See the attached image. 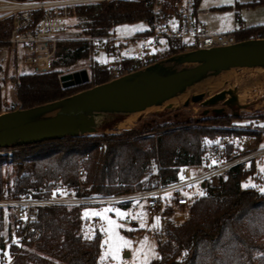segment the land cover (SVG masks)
<instances>
[{"label": "trees", "instance_id": "trees-1", "mask_svg": "<svg viewBox=\"0 0 264 264\" xmlns=\"http://www.w3.org/2000/svg\"><path fill=\"white\" fill-rule=\"evenodd\" d=\"M174 1L102 0L73 7L69 15L77 20L78 35L57 43L47 71L17 76L14 83L18 108L46 104L108 82L105 66L96 62L87 71L88 80L80 85L63 88L59 79L63 67L85 60L95 52V39L111 37L113 28L120 24L148 23L154 16H167ZM261 3L264 0H252L248 5ZM197 4L195 0L196 8ZM239 6L240 3L236 4L235 9ZM225 8L228 7L218 9ZM237 21L240 24L238 16ZM10 27L11 20L0 22V36ZM232 32L237 41L264 38V25L240 26ZM183 50L171 41L156 60ZM231 117L213 113L194 121L162 124L152 119L113 135L65 136L33 145L12 146L15 149L12 153L0 156V166L4 161L12 167L10 191L14 197L21 194L47 197L55 192L57 185L66 194L75 195L147 189L155 184V170L164 182H169L177 179L181 167L201 163L203 138L230 133L219 126L227 125ZM249 163L247 170L242 165L229 169L219 188L188 207V217L181 224L165 222L166 239L157 243V256L149 264H264V254L253 255L260 248L254 240L264 237V192L240 187L256 168L255 159ZM82 223L79 206L39 208L38 220L33 225L39 235L35 241H24V247L9 245L11 264H98L103 236L96 231L91 238L83 237ZM13 224L11 221L9 226Z\"/></svg>", "mask_w": 264, "mask_h": 264}, {"label": "rangeland", "instance_id": "rangeland-1", "mask_svg": "<svg viewBox=\"0 0 264 264\" xmlns=\"http://www.w3.org/2000/svg\"><path fill=\"white\" fill-rule=\"evenodd\" d=\"M250 2H252V0H198L196 14H198L199 20L205 25L206 30L212 33L229 32L238 29L240 26L242 28H251L257 25H264V3L256 4V6L251 7L248 5ZM239 3L240 6L235 9V5ZM223 6L228 8L223 10L218 9ZM237 16L240 20V24L237 21ZM76 24L77 20L75 18L69 20L68 29L65 33L66 37L74 38L78 35L79 29ZM145 26V22L120 24L113 28V33L116 37L126 38L131 34L142 31ZM95 44L97 46L96 50L89 58L79 60L68 67H63V74L72 73L81 69H86L90 72L95 62L107 60L104 49H102L103 41L95 40ZM16 52L17 54L15 57V52H13L11 48L0 47V113L16 110L19 107L15 97V79L19 74L35 71L32 66L29 68L25 67L23 64V52L20 50ZM167 58L169 57H162L154 62H159L161 60L165 61ZM165 64L175 68L191 67L194 65V63L177 64L170 62H166ZM208 81H210V83L208 85L205 84ZM226 88L234 89L237 94V109H239L237 110L234 108V110L238 111V115L237 118L230 119L227 125H218L219 128L230 131L231 135L236 140L235 147L238 153L264 145V127H262V125H264V120H252L256 116H259V114L260 116L264 115V68L259 66L232 67L216 75H209L204 80L187 87L182 93L178 94L177 97L170 100V102L175 103L177 107L168 108L166 103L132 114L100 113L96 117V131L94 133H87L86 135L97 136L102 133L113 135L124 130H129L131 127L152 119L162 124V122L178 123L194 121L202 117H210V115H213L210 108H220L222 106L221 102L211 105L210 107H205L200 102H189L185 106L183 102L193 93H202L205 97H210V95ZM205 110L207 113H205ZM224 111H226V115L231 116V110L226 108ZM259 127L262 129L258 131ZM217 137L211 139L205 137L203 138V143L205 146L209 145L216 140ZM9 149H13V147L10 146L7 150ZM254 159L256 168L250 176H246L241 182V189L245 188L242 187V184L248 183L255 184L256 187L251 188L257 191H259L260 188H264V171H261V168H264V153ZM249 162L250 161L242 164L243 169L245 168L247 170L250 168L251 163ZM11 170L12 167L8 162L3 161L1 163L0 198L2 196L11 195ZM80 191L82 192V188H80ZM79 207L83 219V237L91 238L96 231L100 232L103 236L98 264H144L145 252L148 253L147 264H149V262L157 256V243H163L166 239L164 235L165 222L168 220L171 221L167 213L164 214V216L160 215L158 212L147 214L142 210L141 204L137 202H131L126 209H124L122 205L116 203H86ZM105 208L111 210L102 215L84 213L85 209L102 211ZM116 209H120L121 213L125 215L119 216L115 211ZM187 217L188 214L185 216V219ZM126 218L131 221L129 224H125L124 222ZM108 219L115 221L116 224L122 225V227L114 228L109 232ZM11 221H13L12 216L6 212H2L0 242L3 247L0 248V264L12 263L9 253L10 244L24 247L23 242L17 241L18 234L14 230L15 223L9 226ZM172 222L176 225L181 224V222H174L173 219ZM118 237H122L123 240L118 239ZM124 241L128 243L124 245ZM254 243L259 245L260 248L256 249L253 255L258 257L264 254V237L255 239ZM110 244L112 245V249L118 248L115 259H113L112 250L109 248ZM120 245L124 246L119 247ZM5 253H7V255H5Z\"/></svg>", "mask_w": 264, "mask_h": 264}, {"label": "built area", "instance_id": "built-area-1", "mask_svg": "<svg viewBox=\"0 0 264 264\" xmlns=\"http://www.w3.org/2000/svg\"><path fill=\"white\" fill-rule=\"evenodd\" d=\"M99 1L102 0H0V22L11 20L7 33L0 36V47L22 51L24 64L32 66L37 72L47 71L57 43L67 38L65 33L71 19L70 10L79 4ZM196 9L195 0H175L171 13L159 18L154 16L138 33L126 38L112 35L95 39L103 41L102 49L107 57V60H99L97 64L105 66L112 80L153 63L171 41L184 48L180 53L208 50L238 42L232 31L212 33L206 30L196 14ZM235 141L231 133L218 136L211 144L205 146L202 162L195 166L181 167L174 181L164 182L155 170V184L147 189L108 195L57 192L56 195L51 193L47 197H31L27 194L18 197L2 196L0 225L2 212H6L12 216L14 230H20L17 233V241H35L39 231L34 229L33 225L38 220V210L41 207L80 206L86 203L127 205L131 202L140 203L142 210L147 214L158 212L164 216L167 213L171 221L173 219L174 222H181L188 214V207L220 187L221 179L229 169L264 153L262 146L238 153ZM9 147H0V156L15 150H7ZM57 189L62 190V186L57 185ZM201 191L205 195H199ZM126 208L128 205L124 209ZM124 222L129 224L131 221L126 218Z\"/></svg>", "mask_w": 264, "mask_h": 264}, {"label": "water", "instance_id": "water-1", "mask_svg": "<svg viewBox=\"0 0 264 264\" xmlns=\"http://www.w3.org/2000/svg\"><path fill=\"white\" fill-rule=\"evenodd\" d=\"M166 62L194 65L175 68L165 64ZM257 66L264 68L262 37L244 39L208 50L176 53L165 61L154 62L62 99L32 108L1 112L0 147L33 145L65 136L77 137L94 133L96 117L100 113L129 114L143 111L148 106H161L209 75H216L232 67ZM59 80L63 88L80 85L88 80V73L86 69H81L65 73ZM226 93L229 98L224 101ZM189 102H200L205 107L223 102L233 107L237 105V94L230 88L210 97L193 93L183 105L186 106ZM166 106L177 107L175 103H168ZM210 111L220 114L222 109L210 108Z\"/></svg>", "mask_w": 264, "mask_h": 264}, {"label": "snow or ice", "instance_id": "snow-or-ice-1", "mask_svg": "<svg viewBox=\"0 0 264 264\" xmlns=\"http://www.w3.org/2000/svg\"><path fill=\"white\" fill-rule=\"evenodd\" d=\"M125 27H127V26H125ZM262 127H264V125H262ZM262 147H264V145H262ZM213 163H215V161H213ZM261 171H264V168H261ZM181 179H183V176H181ZM242 187H256V185H255V184L248 183V184H242ZM259 191L264 192V188H260ZM57 192H59V193H61V194H66V193L63 192L61 189H57V190L53 193V195H56ZM198 194L201 195V196L205 195V193L202 192V191L199 192ZM110 210H111V209H108V208H105V209H103L102 211H97V210H93V209H85V210H84V213H91L92 215H102L103 213H106V212H108V211H110ZM115 211L117 212V214H118L119 216H123V215H125V214H122V213H121L120 209H116ZM156 219H158V218H156ZM108 224H109V229H108L109 232H111L114 228L122 227V225L116 224L115 221H113V220H111V219H108ZM118 239L123 240L122 237H118ZM127 243H128L127 241H124V245H126ZM124 245H120L119 247H122V246H124ZM109 248L112 250L113 259H115V258H116V253H117V251H118V248H117V249H112V245H111V244L109 245ZM5 255H7V253H5ZM144 256H145L144 264H147L148 253L145 252V253H144Z\"/></svg>", "mask_w": 264, "mask_h": 264}, {"label": "flooded vegetation", "instance_id": "flooded-vegetation-1", "mask_svg": "<svg viewBox=\"0 0 264 264\" xmlns=\"http://www.w3.org/2000/svg\"><path fill=\"white\" fill-rule=\"evenodd\" d=\"M227 89H229V88H226V89H223V90H220V91H226ZM227 98H229V94H227L226 93V95H225V99H224V101L227 99ZM238 101V100H237ZM221 109H222V112L220 113V114H217V115H222V116H226V111H224V109H228V110H231V112H230V115L232 116L230 119H235V118H237V115H238V111H236V110H234V108H236L237 109V106H238V103H237V105H234L233 107H230V106H228L227 104L225 105L223 102H221ZM239 109V108H238ZM237 109V110H238ZM215 114V113H214ZM252 120H256V121H259V120H264V115H261L260 116V114H259V116H256L255 118H253ZM262 128L261 127H259V129H258V131L259 130H261Z\"/></svg>", "mask_w": 264, "mask_h": 264}, {"label": "bare ground", "instance_id": "bare-ground-1", "mask_svg": "<svg viewBox=\"0 0 264 264\" xmlns=\"http://www.w3.org/2000/svg\"><path fill=\"white\" fill-rule=\"evenodd\" d=\"M41 65H43V66H45V64H41ZM210 83V81H208V82H206L205 84H209ZM201 86V85H200ZM172 99H174V98H172ZM172 99H169V100H167V101H165L164 103H162V104H168L169 102H170V100H172ZM170 103H172V102H170ZM161 104V105H162ZM152 107H158V105H152V106H148V107H146L145 109H148V108H152ZM143 111H145V110H143ZM139 112H141V111H139ZM132 113H135V112H131V113H129V114H132Z\"/></svg>", "mask_w": 264, "mask_h": 264}, {"label": "crops", "instance_id": "crops-1", "mask_svg": "<svg viewBox=\"0 0 264 264\" xmlns=\"http://www.w3.org/2000/svg\"><path fill=\"white\" fill-rule=\"evenodd\" d=\"M136 33H138V32H136ZM134 34H135V33H134ZM114 35H115V34H114ZM114 35H113V36H114ZM12 51H13V52H15V57H16V54H17V52H16V51H17V49H14V50H12ZM23 64H24V63H23ZM24 65H25V67H29V68H30V66H29V65H26V64H24Z\"/></svg>", "mask_w": 264, "mask_h": 264}]
</instances>
